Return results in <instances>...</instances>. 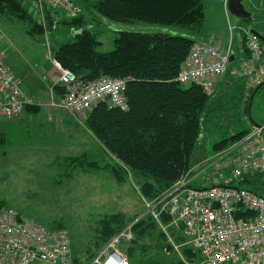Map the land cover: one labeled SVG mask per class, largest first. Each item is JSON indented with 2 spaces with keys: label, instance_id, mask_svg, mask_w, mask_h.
<instances>
[{
  "label": "trees",
  "instance_id": "obj_1",
  "mask_svg": "<svg viewBox=\"0 0 264 264\" xmlns=\"http://www.w3.org/2000/svg\"><path fill=\"white\" fill-rule=\"evenodd\" d=\"M70 1L77 9L73 14H65L61 8L41 4L39 0H0V16L24 22L32 36L56 32L66 36V40L51 46V56L82 83L103 76L125 79L123 94L127 108L109 105L108 99L99 100L86 112L84 122L117 161L90 160L83 154L70 157L67 168L69 172L110 169L119 182L131 173L138 179L142 196L152 200L197 162L206 159L198 153L213 112L233 108L240 99L245 103L243 112L247 113L254 91L264 82L248 89L243 78L227 72L218 87L208 93L198 83L182 84L177 80L193 42L207 37L202 0H94L90 4L86 0ZM96 12L111 21H139L169 30L120 29L113 48L100 50V41L93 29ZM241 19L246 24L240 25L264 35V6L252 11L251 19ZM233 50L235 58L230 69L237 63V57L247 53L243 41L235 40ZM54 90L58 96L63 94V87L58 84ZM28 107L38 106L25 108ZM249 129L246 126L223 134L213 142L214 152L226 148ZM237 182L252 190H262L258 178L245 176ZM169 220L164 214L160 222L167 224ZM119 225L111 227L106 221L104 239L119 232L123 228ZM159 226L152 215H143L133 223L130 240H140ZM183 240L180 234L177 241ZM181 253L182 259L151 264H190L198 260L197 253L189 246H182ZM128 259L131 263L130 255Z\"/></svg>",
  "mask_w": 264,
  "mask_h": 264
},
{
  "label": "built area",
  "instance_id": "obj_2",
  "mask_svg": "<svg viewBox=\"0 0 264 264\" xmlns=\"http://www.w3.org/2000/svg\"><path fill=\"white\" fill-rule=\"evenodd\" d=\"M53 6H74L70 0H39ZM255 11L260 6L251 0ZM75 7V6H74ZM74 13V12H73ZM230 39L222 43L196 40L178 72L182 84H200L211 93L217 77L229 72L244 79L248 89L264 82V44L248 28L229 23ZM244 42L246 54L235 58L233 45ZM233 56L231 60L230 57ZM56 69L53 86L63 87L58 100L36 101L23 89V77L5 63L0 52V119L12 120L29 105L59 108L71 114L87 112L96 102L127 108L125 79L100 77L82 83L50 56ZM245 176L259 179L261 191L238 185ZM144 215L161 227H174L184 236L181 246L198 255L190 264H264V123H255L240 138L217 151L171 186L146 202ZM170 220L160 222L162 215ZM116 233L99 264H129L118 245L133 238L131 227ZM71 264V238L65 227L47 226L9 205H0V264ZM98 261V260H96Z\"/></svg>",
  "mask_w": 264,
  "mask_h": 264
},
{
  "label": "rangeland",
  "instance_id": "obj_3",
  "mask_svg": "<svg viewBox=\"0 0 264 264\" xmlns=\"http://www.w3.org/2000/svg\"><path fill=\"white\" fill-rule=\"evenodd\" d=\"M93 1L86 0V3L90 4ZM202 1L205 7L204 32L207 36L206 40H211L215 36L225 45L231 36L229 23L234 26H242L240 24L245 25L246 23L228 10L224 0ZM253 1L257 4L264 2V0ZM40 2L41 4L46 3ZM242 2L247 9L252 8L251 0H242ZM54 7L61 8L59 10L65 14H73L77 10L72 5H69L68 8L62 5ZM95 17L93 29L100 41V50L113 48V40L120 29L169 30L157 24L139 21H111L101 17L98 12ZM66 38L61 32L52 35L47 33L44 36H32L28 33L24 22L0 16V52L4 54L5 63L7 64V58H9L10 64L14 68L18 64L26 67L29 62L35 74H40V69L41 72L46 71L45 67L50 65L51 46L58 45ZM51 69L49 66L48 70ZM221 78H216L214 89L218 87ZM52 90H48L50 94L45 102L58 99V95H54V89ZM231 93H233L232 90ZM235 93L237 94V92ZM244 105V101L239 99L237 105L232 106L233 108L218 109L213 112V120L208 122L204 131L205 138L198 153L200 158L213 156L215 152L212 144L223 134H230L255 123H264V84L254 91L247 113L243 112ZM44 107L46 108V106ZM47 108L51 109V107ZM85 114L86 112L71 115L75 118L78 117L77 121L82 123L85 122ZM78 131L82 132L80 129ZM84 132L86 133V130ZM91 134L93 133L91 132ZM90 137L88 142L91 145L95 140L91 135ZM103 159L110 158H101V160ZM115 161L117 160L115 159ZM47 162L51 163V160ZM47 162L43 161L34 166L36 171L26 168L25 170H14L11 173L1 172L0 168V204L10 205L44 225L65 227L71 238V264H99L104 258L103 252L106 246L118 233H112L105 240L102 233L104 223L108 221L111 227L121 224L119 226L126 228L135 222V217L139 219L144 215L147 207L146 202L149 200L142 196L137 183L138 179L131 173L125 180L119 182L110 169H90L88 172L76 169L74 176L66 179L67 175L64 173L66 161L58 160L59 165L57 164L56 170L52 168V172L45 168ZM198 163L200 161L194 166ZM55 173L56 179L59 181L54 178ZM161 233H164L165 236L163 237ZM179 236L180 231L176 228L159 226L140 240L135 242L124 240L118 245V248L122 253L130 255V264L171 262L183 257L182 246L177 241ZM33 264L46 263L35 261Z\"/></svg>",
  "mask_w": 264,
  "mask_h": 264
},
{
  "label": "crops",
  "instance_id": "obj_4",
  "mask_svg": "<svg viewBox=\"0 0 264 264\" xmlns=\"http://www.w3.org/2000/svg\"><path fill=\"white\" fill-rule=\"evenodd\" d=\"M225 2L227 7V0H224V3ZM258 5L263 7L264 2ZM214 39L217 38L214 36L213 39H204V41L213 42ZM219 41L223 45L224 42L221 40ZM7 51H9V49H7ZM7 64L23 77V89L27 94L34 97L36 101H46L50 94L48 90L54 89V87H52V77L56 69L51 60L48 67L50 66L52 69L49 71L48 67H45V69L47 68L46 71L42 72L40 69V74L34 73L29 62L28 64L25 63L26 67H22L18 64L14 68L10 64L9 58H7ZM53 94L57 96L55 90ZM57 98H59V96H57ZM76 118L59 108L50 109L44 106H38L35 108H25L18 117L12 120L0 119L1 172L12 173L14 170H25L26 168L36 171L37 169L33 168L34 166H37L38 163L43 161L47 162L48 160H51V163L47 162L45 168L50 169V172H52L53 169H57V164L59 165L58 160L63 159L66 161L67 165L70 157L83 154H87L90 160L102 162L111 160L115 162L116 157L106 150L103 144L91 134L84 122L79 123L81 121H77ZM82 128L86 130V133ZM78 129L82 132H79ZM90 135L95 140L91 145L88 142V139L91 138ZM101 158L110 159L101 160ZM66 165L64 173L67 175L66 179H70L74 176L75 171L69 172ZM97 170H103V168ZM56 173L54 175L55 179ZM56 180L59 181L58 179ZM127 257L129 256L127 255Z\"/></svg>",
  "mask_w": 264,
  "mask_h": 264
},
{
  "label": "water",
  "instance_id": "obj_5",
  "mask_svg": "<svg viewBox=\"0 0 264 264\" xmlns=\"http://www.w3.org/2000/svg\"><path fill=\"white\" fill-rule=\"evenodd\" d=\"M227 8L228 10L237 17L243 19H251V11H249L243 4L242 0H227ZM251 31L261 40L264 42V35L260 32L251 29ZM233 59V56L230 57Z\"/></svg>",
  "mask_w": 264,
  "mask_h": 264
}]
</instances>
